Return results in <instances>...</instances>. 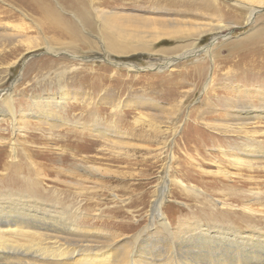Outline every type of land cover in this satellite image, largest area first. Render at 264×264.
<instances>
[{"label":"rangeland","instance_id":"obj_1","mask_svg":"<svg viewBox=\"0 0 264 264\" xmlns=\"http://www.w3.org/2000/svg\"><path fill=\"white\" fill-rule=\"evenodd\" d=\"M41 1L43 6H66L65 0ZM75 1L89 17L85 30L95 37L100 27L94 16L109 10L125 26L150 23L182 32L155 45H144L151 39L140 41L143 45L122 43L136 50L127 51L132 52L130 57L113 53L111 58L142 69L130 72L102 59H73L71 55L102 56L90 37V44L64 47L58 56L47 53L44 38L59 48L57 43L65 41L47 29L52 10L44 6V15L29 0L11 1L21 15L9 2L0 1V52L19 49L16 59L0 61V110L6 111L1 102L6 91H14L19 121L13 128L9 116L0 118V192L34 195L66 214L76 210L81 213L77 224L106 243L116 240L115 245L99 248L121 249V255L141 246L156 250L157 257L160 248L171 249L179 242L184 223L190 221L212 225L229 219L250 234L263 232L264 158L251 169L223 158L220 148L233 145L232 136L238 133L232 130L237 125L226 130L219 124L230 125L235 110L250 105L247 100L259 105L264 34L256 38L252 33L264 28V13L246 25L247 12L233 0ZM91 5L96 13L90 12ZM62 15L74 23L69 14ZM214 37L220 39L214 42ZM205 46H211L210 53L201 52ZM194 47L199 53L180 57ZM66 66L72 70L61 78L58 72ZM246 88L250 99L242 92ZM62 91L71 100L59 116L68 123L53 128L51 121L23 115L32 106L31 98L43 106L60 99ZM89 98L91 107L82 103ZM249 122L242 126L254 130L259 125L257 130H264V119ZM92 125L113 135L102 138ZM219 168L230 174L223 176ZM161 198L159 217L153 208ZM227 211L233 215L227 218Z\"/></svg>","mask_w":264,"mask_h":264},{"label":"bare ground","instance_id":"obj_2","mask_svg":"<svg viewBox=\"0 0 264 264\" xmlns=\"http://www.w3.org/2000/svg\"><path fill=\"white\" fill-rule=\"evenodd\" d=\"M0 1L2 3L9 2L7 5L12 10H16V12L23 15L17 6H13L10 2L14 1L19 4H24L25 0ZM29 1L32 2L35 9L41 14L45 15V7L50 11L52 10L51 14L53 21L50 22L47 29L54 34L59 35L60 38L65 39L64 42L57 43L60 46L59 48L57 45L49 44L47 38H44V45L47 53L58 56L65 52L64 47L67 49H76V44L78 42H81L80 44L84 45L90 44L89 40H87V38L90 37L97 41V45H95L101 51L102 56L81 57L71 55L73 59L81 62H96L102 59L106 63L112 64L114 67L118 68L123 66L130 72L142 69L138 68V66L131 61L118 63L111 58L113 53L116 55L124 53L125 55L127 54L125 57H130L131 54L129 55L128 53L132 52L127 51L136 50L132 48H124L121 46L122 43H126L129 46V42H139V45H143L140 41L151 39L145 41L144 45H151L152 43V45H155L157 42L165 38L178 35V31L182 32L181 29H159L158 27L150 25V23H145L141 27L137 25L125 26L126 22L121 19L118 20L115 17L116 12L114 10H109L100 11L101 14L99 13V16H94L100 27V30L97 31L99 36L95 37L85 30V25L88 23L89 17L86 13L79 11L80 6H76L77 2L75 0H65L68 8L65 5L60 6L61 4L51 7L45 5V3L44 7L41 0ZM89 1L94 3L93 0ZM233 3L247 12V16L245 17L246 25L254 24L257 21H255V16L264 13V0H233ZM65 12L73 18L74 23L63 17L62 13ZM90 12L96 13L92 5ZM103 25L106 29H104ZM218 25L219 27L223 26L221 21ZM124 26L126 29H123ZM144 28L147 30H140ZM39 32L40 34H43L42 30ZM263 32L264 28H260L257 29L255 33L253 31L252 35L255 34L257 35L256 38H261L264 36H260L261 34H264ZM17 34H19V32H17ZM145 34H148L149 36L146 37L144 36ZM224 38L225 37H222V39ZM218 39L220 38L214 37L213 41L216 42ZM210 48L211 46H205L200 50L201 52L204 51L208 54L210 53ZM198 51L199 50L194 47L180 57H191L193 54L199 53ZM18 53L19 49L10 48L6 51V49L3 48L0 52V61L5 62L11 58L16 59ZM169 65H171V62H169L168 66ZM45 68L46 67H43L42 69ZM70 70H72L71 67L66 66L59 72L57 71L58 76L64 78ZM60 89L64 90V87L62 86ZM258 90V106H255L251 100H247L245 103L250 105H241L243 106L241 110L235 108V113L231 116L233 122L230 125L225 122H220L219 124L226 130L231 129L232 125H237V128L232 129L234 130V133H238L237 136H232L235 143L228 148H220V152L223 154V158L229 159L230 163L247 169L253 168L255 164L264 158V130H257V128L260 127L259 125H255V127L253 126L254 130H248L247 127L242 126L249 121L256 122V120L264 119V90ZM242 92L245 94V97L250 99V92L247 88ZM61 93L63 94L60 96V99L54 101L52 99L51 102L45 101L43 106L46 109L41 105L42 103L38 101V98L30 97L32 106H30L28 112L23 115L51 121L54 123L52 124L53 128L58 124L68 123V121L62 120L59 115L64 111H67L68 106L66 103L71 99L63 91ZM43 101L44 99H42V102ZM74 101L78 102L77 100ZM1 102L5 105V112L7 114L0 110V118L9 116L14 128L19 122L17 119L18 109L15 107L14 91L7 90L5 96L1 98ZM82 103H87L88 107L93 105L92 98L84 100ZM117 104L112 106L115 110L119 108ZM51 107L55 110L54 112L50 110ZM39 109L41 110V113L43 112L42 114H40ZM239 111L243 112L241 113ZM92 128L93 131L96 132L95 134L102 138H107L113 135L107 133L108 130L107 132L102 131V129L97 126H93ZM222 169L219 168L218 172L223 176H228L230 174ZM161 197L163 198L164 196ZM162 198L156 200L155 208H153V211L156 212L155 214L159 217L161 215L160 207L162 204ZM53 207L54 206H52V208L48 207V205H45L34 195L23 196L15 192H0V264H264V231L257 234H250L245 230L246 228H244L243 225L235 226L230 223L231 220L228 221L229 219H227V222L225 223H214L212 225L200 222V220L184 223L187 224V226L181 229V235L178 240L179 242L174 245L171 244V249L164 250L160 248V254H158L159 256L157 255V257L155 255L156 250L151 251L148 250L147 247L141 248V246L137 247L136 250L125 251L124 254L121 255V249H106L103 251L99 248L100 245H115L116 240L111 238L108 240V243H106L103 239L101 240L100 235L92 234L87 227L77 224L76 218H78L81 213L76 212L75 210L74 212L68 211L66 214L63 209L57 208L58 206L56 207L58 210ZM225 214L227 218L233 215L228 211ZM69 215L71 217L74 216V219H71ZM161 220L163 219H160V221ZM162 223L165 224V228H167L165 220ZM109 248L111 249L112 246Z\"/></svg>","mask_w":264,"mask_h":264}]
</instances>
